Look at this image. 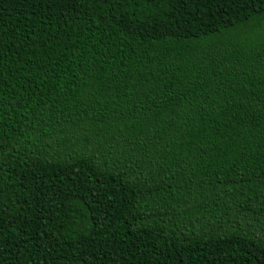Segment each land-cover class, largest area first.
Masks as SVG:
<instances>
[{
  "label": "trees",
  "instance_id": "trees-1",
  "mask_svg": "<svg viewBox=\"0 0 264 264\" xmlns=\"http://www.w3.org/2000/svg\"><path fill=\"white\" fill-rule=\"evenodd\" d=\"M0 264H264V0H0Z\"/></svg>",
  "mask_w": 264,
  "mask_h": 264
}]
</instances>
